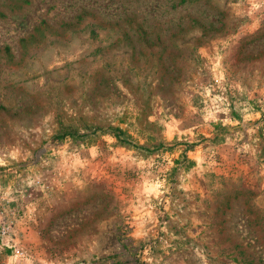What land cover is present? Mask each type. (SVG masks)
<instances>
[{
  "label": "rangeland",
  "instance_id": "obj_1",
  "mask_svg": "<svg viewBox=\"0 0 264 264\" xmlns=\"http://www.w3.org/2000/svg\"><path fill=\"white\" fill-rule=\"evenodd\" d=\"M0 264H264V0H0Z\"/></svg>",
  "mask_w": 264,
  "mask_h": 264
}]
</instances>
